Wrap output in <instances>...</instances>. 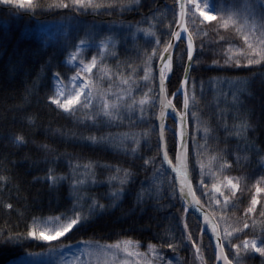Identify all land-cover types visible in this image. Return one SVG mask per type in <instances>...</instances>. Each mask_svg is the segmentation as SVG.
<instances>
[{"label":"trees","instance_id":"obj_1","mask_svg":"<svg viewBox=\"0 0 264 264\" xmlns=\"http://www.w3.org/2000/svg\"><path fill=\"white\" fill-rule=\"evenodd\" d=\"M46 2L38 0L36 8H17L0 1V175L6 177L0 182V264H10L29 253H45L51 248L60 250V243L69 247L81 242L109 244L129 238L137 242L141 250H145L149 242L156 244L165 258L179 264H212L215 255L210 238L190 211V204L188 211L184 210V200L170 173L163 165L157 168L161 162L156 127L155 62L159 59V48L152 56L149 79H140L144 76V57L152 51V45L157 39L162 45L166 35L170 37L164 21L167 19L174 24V0H139V6L133 4L128 10L82 8L79 12L71 8L44 7ZM221 2L227 5L229 0ZM149 17L153 18L151 27L155 36H146L143 31L136 30L148 26ZM58 21L74 23L68 37L70 48L45 46L36 37L38 24ZM95 24L124 25L128 29L117 39V48L108 64L113 67L116 78L117 75L132 78L137 100L148 89L145 115L123 111L113 121L103 117L81 119L64 114L47 99L54 90L52 72L60 73L63 81L69 78L72 72L65 65L67 51L74 50L75 42ZM191 29L196 34L193 38L194 62L190 64L186 82L190 100L185 114L189 179L204 211L214 217L223 237L225 224L237 226L248 218L244 209L250 206L254 187L261 186L262 181L257 177H264V63H223L227 46L242 47L243 42L231 29L218 28L215 21L193 23ZM175 52L182 55H173L165 95L171 97L176 110H180L182 97L174 93L179 91V80L184 75L186 43L178 41ZM245 77L250 81L247 91L238 92L229 83ZM234 92L237 99L233 98ZM245 120L247 127L243 123ZM164 123L168 126L164 132L166 150L175 162V121L166 116ZM237 124L240 125L238 132ZM125 133L129 138L123 136ZM15 134L22 135L24 142L11 143ZM133 134L138 140L130 138ZM92 136L98 142H93ZM101 136L106 139L99 141ZM113 138L116 143L112 142ZM224 161H228L227 165ZM209 162L213 163L211 171L217 173L216 177H208L207 169L201 176L200 164L205 168ZM49 168L61 177L51 185L47 180ZM123 169L129 170V176L121 185L119 177ZM77 174L80 177L73 186L72 180ZM158 175L162 178L158 193H148V182ZM113 176L117 179H112ZM224 176L238 186L235 193L223 190L229 196V206L223 209L221 221L219 206L211 203V185ZM81 180L83 183H79ZM113 189H122L115 204L112 203ZM141 189L145 194L142 204L137 201ZM77 193L82 195V200ZM215 195L224 205L220 193ZM257 197V205L248 220L249 228L233 233L232 242L242 240L244 235L251 237L264 226V194L257 193ZM93 198L105 207L101 209L97 205L93 214L64 236L48 243L26 236L33 217L44 220L60 213L69 214L74 199L82 203L86 211ZM5 203L11 207L5 208ZM252 219L258 221L257 226H252ZM185 223L194 241L184 238ZM10 232L21 234V239L5 242ZM169 242L173 243V249L163 247ZM193 242L201 249L200 260L192 248ZM223 243L227 245L228 241ZM226 252L231 255L230 246ZM238 264H264V257L251 253L250 257L238 259Z\"/></svg>","mask_w":264,"mask_h":264},{"label":"snow or ice","instance_id":"obj_2","mask_svg":"<svg viewBox=\"0 0 264 264\" xmlns=\"http://www.w3.org/2000/svg\"><path fill=\"white\" fill-rule=\"evenodd\" d=\"M6 6H16L17 8H36L38 0H3ZM133 4L139 6V0H47L43 5L48 8H71L72 11L79 12L80 9H112L117 11L128 10ZM158 14V13H157ZM215 21L216 25L220 29H231L239 36L243 42V46H227L226 58L223 61L225 64L235 63L236 65H260L264 63V0H238L233 3L229 0L227 5L223 4L221 0H174V24L165 19L164 23L170 30V37L166 35L164 43L161 45L157 39L156 43L152 45V51L147 53L144 57V76L140 79L148 80L149 74L152 73V56L156 54L157 48H159V59L155 62V67L159 71V103L160 108L156 112V119L160 121V134H159V152L162 155V161L157 165L160 168L163 164H167L171 167L172 172L175 173L176 184L179 185V191L181 197L184 200V210L188 211L189 200L191 198V204L193 209L200 213L203 217V221L207 224V229L211 231L212 239L216 240L215 244V259L212 264H238V259L243 260L245 257H250L251 253H258L261 257H264V226L259 227L258 231L251 237L244 235L242 240L238 242H232L234 239L233 233H240L242 229L249 228L248 220L251 217L253 208L257 205L258 197L257 193H264V186H255L256 181L253 182L254 191L251 194L250 206L244 209V213L249 214L242 223L237 226L229 227L225 224L223 237L219 231L218 223L214 220V217L210 216L208 212L204 211L203 205L193 192V187L189 179L190 169L188 167V154H187V121L185 119L186 111L189 107V95L186 90V81L190 68V64L194 62L193 50V38L196 34L191 29V24H201L206 21ZM153 18H148V26L138 28L136 30L143 31L147 35L155 36L156 33L151 27ZM95 28L87 29L85 34L81 36L74 45V50L67 51L66 63L75 68V72L68 78V84L65 85L64 81L60 78L61 74L53 71L52 80L54 81L53 94L49 95L47 99L54 105H57L60 109L73 114L77 108L74 106H82L89 109L87 114L88 119H94L103 117L107 121H113L121 115L123 111H127L131 115L139 113L140 116L145 115V104L149 100L148 89L145 90V94L136 99V94L133 92V82L131 77H121L117 75V80L125 87H117L115 92H112V85L109 84L107 90H102L98 84V81L93 79L92 70L97 65L98 57L95 53L90 58H85L81 55L85 51V45L91 43L93 48H98L101 55L105 54L106 48L109 42L114 45L115 40L111 36H105L99 40L95 39ZM201 35L204 33L201 32ZM187 43V60L183 61L184 75L181 76L179 84L181 89H185L184 101L180 110H176L175 105L172 103V98L165 95V78L169 75L173 68V55L180 57L181 52H175L173 45L177 41ZM71 41L65 39L63 46L70 48ZM217 63V61H213ZM102 73L109 74V70L106 66L101 65ZM154 75V74H153ZM230 84L238 91H247L250 81L248 78H236L229 81ZM84 95V99L81 101V95ZM177 93H174L176 95ZM127 98V99H126ZM233 98L237 99L236 92L233 93ZM95 112L92 113V109ZM171 108L175 112V143L176 154L175 162L170 159L169 151L166 150L164 132L168 127L164 123L166 115L165 110ZM195 117V113H193ZM123 118V117H121ZM31 120V117H29ZM244 126L247 127V121H243ZM236 131H240V125L235 126ZM207 131V129H205ZM144 134H148V130H144ZM125 138H129L128 134H123ZM193 137L195 140V120H193ZM131 139L138 140V136L133 134ZM93 142H98L95 136L90 137ZM106 138L101 136L99 141H104ZM24 142V137L20 134H15L14 139L11 140L13 144H19ZM113 143H116V138H113ZM43 147L47 148V145ZM136 145L133 144L132 148L135 150ZM195 151V148H193ZM148 160H145V164ZM228 161H224V165H227ZM223 166V165H222ZM203 170L204 165L200 164ZM85 171L88 170V165L84 166ZM120 170L117 169V172ZM204 173L201 171V176ZM213 177L217 176L216 172H211ZM129 170L123 169V175L119 177L120 184L123 185L128 181ZM61 177L55 175L53 170L49 168L47 174V180L49 184L57 183ZM112 179H117L113 176ZM224 181L230 186L233 193L237 190V183H234L231 178L224 176ZM6 180V177L0 175V182ZM258 181H264V177H257ZM78 181L73 179L72 185H77ZM79 183H83L81 180ZM201 183V181H197ZM213 194L211 196V203L219 206L218 211L221 214V221H223V209L228 205L229 196L224 194L222 190V184L217 178L216 182L211 185ZM187 189V197H184V190ZM122 189L112 190V203L115 204L116 198L120 195ZM215 193H220L225 202L224 205L220 204L219 198ZM82 200L81 194L77 193ZM145 198L144 190L137 194V201L143 203ZM207 198V196L205 197ZM97 205L102 209L105 206L99 204L98 201L93 198L91 204L88 205V209H83V204L77 203V200H73V206L69 210V214L60 213L56 216H48L43 221L38 217H33L29 222L26 236L35 238L36 240H53L57 237L64 236L68 233L73 226H79L84 218L93 214L96 211ZM5 208H10L8 203L4 204ZM243 215V214H241ZM183 222V218H182ZM252 226H257L258 221L251 220ZM184 238L190 241H194V237L191 235L188 229V225L185 223ZM21 234L9 233V236L5 242L19 241ZM228 241V244H224L223 241ZM87 243V242H86ZM137 242L129 239L116 240L109 244H97L95 250H91L93 258L102 256L104 259L98 264H172L170 260H162L163 253L157 252V245L149 242L146 249L141 252L136 246ZM230 246L232 250L231 255L226 252V248ZM59 248H64L65 245L60 243ZM169 249H173V243L169 242L163 245ZM192 248L196 250V258L202 259L201 249L196 242L192 243ZM52 255H56L58 248L49 249ZM89 252L86 251L85 255ZM123 254V255H121ZM243 254V255H241ZM32 255V253H29ZM67 255V253H65ZM155 257V259H153ZM78 259V257L76 258ZM76 259H70L66 264H76ZM60 264H65L64 257L60 256ZM17 264H33L32 261L25 260L20 257Z\"/></svg>","mask_w":264,"mask_h":264},{"label":"rangeland","instance_id":"obj_3","mask_svg":"<svg viewBox=\"0 0 264 264\" xmlns=\"http://www.w3.org/2000/svg\"><path fill=\"white\" fill-rule=\"evenodd\" d=\"M0 1L3 2V0H0ZM210 21H206V22H210ZM73 24L74 23L71 21L40 23L37 26L36 37L45 46H63L64 40L66 38L68 39L71 31L73 30V27H74ZM93 27L95 28V32L93 34H94L96 40H99L100 38L105 37V36H111V38L116 41V39H118L119 37H121L122 35H124L125 33L128 32V29L124 25H114V24L109 25L108 24V25L103 26V25L95 24L90 29H92ZM84 47H85V51L83 53H81V55L84 56L86 59L90 58L93 55V53H95L96 56L98 57L97 65L94 66L91 75L93 76V79L98 81V84L102 90H107L109 87V84L112 85V92H115L116 88L118 86L121 88L125 87L124 85L119 83V81L117 80V78L115 76V72L113 70V67H111L108 64L109 57L113 54L114 50L117 47V41L115 42L114 45L110 41L108 44V47L106 48L105 54H103V55L100 54L98 48H93L91 43L88 45H85ZM65 65L71 70L72 74L75 72V68L72 67L71 65L67 64L66 59H65ZM101 65L106 66V68L109 70V74H101L102 73ZM105 83H107V84H105ZM64 84L65 85L68 84V79L66 81H64ZM53 87H54V82H53ZM83 99H84V95L82 93L80 100L82 101ZM54 106L58 110L63 112L64 114L77 116L81 119L88 118V116H87V114H89L88 108H84L82 106H74L77 108V110L73 114L71 111L66 112L63 109H60L57 105H54ZM94 112H95V109L93 108L92 113H94ZM212 165H213V163L209 162L207 165H205V168L203 169V172H205L206 169H207V171H209V172H206L208 174V177H212V175H211V172H213V171H211ZM79 177H80V175L77 174L74 179L76 180ZM220 182L222 184V190L230 189V186L227 185V182L224 181V179H222ZM161 183H162L161 175H158V176L152 178L147 184V187H146L147 192L157 194L160 187H161V185H160ZM261 186H264V181H262ZM260 194H264V193H260ZM41 221H43V220H41ZM74 227H77V226H73V228ZM58 238H60V237H57L56 239H58ZM31 239L36 240L35 238H31ZM56 239L48 240V241H44V240H37V241L43 242V243H48V242L54 241ZM97 244H100V243H97V242L83 243V242H81V243L75 244L73 246L61 248L60 250H58L56 255H52L51 252L48 251L45 253L26 255V256H23V258L25 260L32 261L33 264H60L59 258H60V256H63L65 264H66V262L68 260L76 259L78 257V259H76V264H98V262H102L104 258L102 256L97 257V258H93V256L91 255V250H95ZM136 246L138 247L139 251H141V252L144 251V250H141V248L138 244H136ZM86 251L89 252L88 255H85ZM156 251L159 252L157 249H156ZM65 253H67V255H65ZM121 255H123V254H121ZM19 259L20 258H18L15 261L10 262V264H17ZM153 259H155V257H153ZM162 260H170V261H172V264H179L176 260L165 258L164 256L162 257ZM133 264H135L134 260H133Z\"/></svg>","mask_w":264,"mask_h":264},{"label":"water","instance_id":"obj_4","mask_svg":"<svg viewBox=\"0 0 264 264\" xmlns=\"http://www.w3.org/2000/svg\"><path fill=\"white\" fill-rule=\"evenodd\" d=\"M175 45H173L174 49H175ZM193 52H194V50H193ZM169 78H170V73L165 78V83L168 81ZM157 79H158V110H159V108H160V103H159L160 97H159V71H158V69H157ZM179 94L181 95L182 100L184 101L185 89H181V87H180ZM165 112H166L165 116H170V117H172L175 120V112L171 108L166 109ZM156 127H157V131H158V136H159V134H160V121L159 120H157V122H156ZM186 132H187V129H186ZM160 157H161V161H162V155L161 154H160ZM163 165H164V167H166V169L168 170V172L171 174V176L173 177V179L175 181V173L172 172L171 167L169 165H167V164H163ZM177 186L179 188V185H177ZM184 193L187 194V189L184 190ZM188 199H189V202H190V207H191L192 213L194 214L196 219L199 221V223L202 225V227L205 229L206 233L208 234V236L211 239L212 246H213V249H214V254H215L216 240L211 238L212 237L211 231L209 229H207V224H206V222L203 221L202 215L200 213L196 212L193 209L192 204H191V198L189 197ZM219 264H222V262H219Z\"/></svg>","mask_w":264,"mask_h":264},{"label":"bare ground","instance_id":"obj_5","mask_svg":"<svg viewBox=\"0 0 264 264\" xmlns=\"http://www.w3.org/2000/svg\"><path fill=\"white\" fill-rule=\"evenodd\" d=\"M185 43H186V41H185ZM186 45H187V43H186ZM176 46H177V43H176V45H175V49H176ZM163 167H164V165H163ZM165 169H166V167H164ZM167 170V169H166ZM184 197H187V194H185L184 193ZM189 200V199H188ZM189 204H190V202H189ZM190 211L192 212V210H191V207H190ZM205 230V229H204ZM206 232V231H205ZM208 235V234H207ZM209 237V236H208ZM210 238V237H209ZM210 241H211V239H210ZM212 243V242H211Z\"/></svg>","mask_w":264,"mask_h":264}]
</instances>
